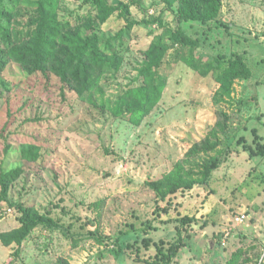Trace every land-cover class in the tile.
I'll use <instances>...</instances> for the list:
<instances>
[{
	"label": "rangeland",
	"instance_id": "obj_1",
	"mask_svg": "<svg viewBox=\"0 0 264 264\" xmlns=\"http://www.w3.org/2000/svg\"><path fill=\"white\" fill-rule=\"evenodd\" d=\"M107 1L128 4L130 19L156 20L133 25L115 44L119 67L102 76L90 98L62 90L53 75L47 85L39 77L27 81L25 67L13 60L0 74V95L19 96L16 108L29 102L0 137L3 168L23 169L7 194L58 222L35 227L20 244L4 243L19 227V213L2 202L0 264H144L157 246L167 249L179 237L183 246L169 264H264V157L250 153L264 143V0H221L219 16L206 23L179 21L166 0ZM97 13L90 1L59 0V18L73 30ZM27 17L21 7L15 24L23 27ZM124 26L112 13L99 26L102 44ZM178 29L196 45L173 43ZM152 42L168 47L161 69L167 79L159 102L136 125L127 112H112L120 95L138 85ZM222 56H240L251 76L222 88L220 69L212 68ZM205 138L216 145L190 152ZM28 146L38 149L35 161L20 157ZM215 156L222 161L208 183L191 191L158 201L148 185L177 164L185 179H200ZM168 199L176 209L155 215ZM182 215L191 221L178 225Z\"/></svg>",
	"mask_w": 264,
	"mask_h": 264
},
{
	"label": "trees",
	"instance_id": "obj_2",
	"mask_svg": "<svg viewBox=\"0 0 264 264\" xmlns=\"http://www.w3.org/2000/svg\"><path fill=\"white\" fill-rule=\"evenodd\" d=\"M87 1L96 6L98 13L88 19L81 29L73 30L69 22L59 18V0H0V74L13 60L25 67L27 81H33L39 77L43 78L46 81L44 85H47L50 75H53L61 83L62 90L72 89L82 100L90 98L99 89L102 76L107 72L117 71L119 67L122 54L115 44H122L123 35L128 34L133 25L153 23L156 18L136 21L129 18L130 7L126 3L109 4L107 0ZM166 6L174 9L179 21L193 20L206 23L219 16L222 1L166 0ZM21 7L27 9L28 17L26 24L19 28L15 24V18L20 14ZM115 11L124 18L125 26L114 36L108 37L103 45L99 26L104 24ZM171 36L173 43L191 47L197 43V40L179 29ZM167 49L166 45L157 42H152L148 46L145 52L146 59L140 65L136 76L139 83L120 95L119 103L121 104H116L113 109L114 116L118 117L125 111L129 114V121L137 125L159 102L167 79L161 71ZM224 59L226 58L222 56L212 62V68L220 69L217 80L222 88L229 89L236 78L245 79L251 76L250 68L240 56H234L225 61ZM8 92L0 95V137L29 103L26 101L24 105L16 108L15 105H18L20 98L17 95L9 98ZM215 145L214 142L209 141V138H205L195 143L190 152L206 151ZM6 147L8 146L5 145L4 149ZM37 150L35 146L24 147L20 151V157L35 161L39 157ZM224 153L227 154L228 149ZM250 153L252 156L264 157V143H257L255 149L250 148ZM221 161L218 156L212 158L204 166L203 176L200 179H185L181 175L182 168H179L177 164L173 174L149 181L148 185L155 190L158 201L165 200L167 195L174 194L178 190L191 191L199 182L208 183L211 171ZM22 172L23 169L20 166L5 170L0 163V208L2 202H7L19 213V227L3 237L4 243L15 241L20 244L35 227L58 225L50 212L38 213L33 206L10 200L7 191L10 189V184ZM172 203V200L168 199L165 204L157 205L153 211L154 214L167 215L170 210L176 209ZM191 219L192 217L188 215H182L174 220L178 222V225H184ZM146 243L145 247H149L148 242ZM128 246L132 245L128 243ZM182 246L183 242L179 237L178 242H174L167 249H164L162 245L157 246L158 250L152 261L144 262L141 259L139 261H143L144 264H169Z\"/></svg>",
	"mask_w": 264,
	"mask_h": 264
},
{
	"label": "built area",
	"instance_id": "obj_3",
	"mask_svg": "<svg viewBox=\"0 0 264 264\" xmlns=\"http://www.w3.org/2000/svg\"><path fill=\"white\" fill-rule=\"evenodd\" d=\"M235 219H236V221H241L242 220L240 217H236Z\"/></svg>",
	"mask_w": 264,
	"mask_h": 264
}]
</instances>
